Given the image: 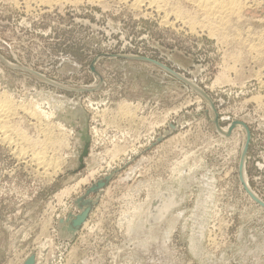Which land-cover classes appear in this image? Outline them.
Returning <instances> with one entry per match:
<instances>
[{
    "label": "rangeland",
    "instance_id": "1",
    "mask_svg": "<svg viewBox=\"0 0 264 264\" xmlns=\"http://www.w3.org/2000/svg\"><path fill=\"white\" fill-rule=\"evenodd\" d=\"M234 2L0 0V264H264V0Z\"/></svg>",
    "mask_w": 264,
    "mask_h": 264
},
{
    "label": "bare ground",
    "instance_id": "2",
    "mask_svg": "<svg viewBox=\"0 0 264 264\" xmlns=\"http://www.w3.org/2000/svg\"><path fill=\"white\" fill-rule=\"evenodd\" d=\"M48 1V0H47ZM50 1V0H49ZM143 1V0H142ZM158 1V0H156ZM192 1H195V0H192ZM198 2V6L199 7H202L205 9V11H207V13H209L211 15V17H217V16H220L222 18V15H228V13H237V11L240 9H238L240 6V4L237 6L236 2L234 1H231V0H196ZM138 2V1H137ZM151 2V1H150ZM155 2V1H154ZM164 2V1H163ZM168 2V1H167ZM136 3V2H135ZM193 3V2H192ZM238 3V2H237ZM138 4V3H137ZM152 4L153 1H152ZM196 4V3H194ZM139 5V4H138ZM149 5V4H148ZM242 5V4H241ZM198 7V8H199ZM200 9V8H199ZM198 9V11H199ZM204 9H202V11H204ZM168 10V9H167ZM201 11V10H200ZM201 11V13H202ZM168 12V11H167ZM241 12V11H240ZM175 13V12H174ZM204 13V12H203ZM206 13V15H207ZM181 14V13H180ZM208 14V15H209ZM205 15V17H206ZM207 15V16H208ZM230 15V14H229ZM179 16V15H178ZM231 16V15H230ZM238 16V14H237ZM242 16V15H241ZM183 17V15L181 16ZM180 17V19H181ZM212 17V18H213ZM223 17H226V16H223ZM179 18V17H178ZM208 18V17H207ZM185 19V18H184ZM223 19V18H222ZM226 19V18H225ZM240 19V18H239ZM210 20V18L208 19ZM212 20V19H211ZM210 20V21H211ZM215 21V20H213ZM165 23V22H164ZM229 23V22H228ZM189 28V26H188ZM239 28V27H238ZM252 46V44H251ZM256 52V51H255ZM9 106L7 104V102L3 101V100H0V133H2V141H8V137L6 135V129H4L5 127L3 126L2 123H6V119L9 117ZM10 122V121H9ZM6 126V125H5ZM221 131V130H220ZM222 132V131H221ZM225 132V131H224ZM38 156V155H37ZM37 159L40 158V157H36ZM50 160V159H49ZM55 163V162H54ZM37 164V163H36ZM50 168V167H49ZM245 173V172H244ZM242 179H243V184L245 186V188H247V192L254 198L256 196V194L252 191V189L250 188V186L248 185V182L246 180V177L245 175L243 174L242 176ZM151 200V199H150ZM148 205V204H147ZM148 207V206H147Z\"/></svg>",
    "mask_w": 264,
    "mask_h": 264
},
{
    "label": "water",
    "instance_id": "3",
    "mask_svg": "<svg viewBox=\"0 0 264 264\" xmlns=\"http://www.w3.org/2000/svg\"><path fill=\"white\" fill-rule=\"evenodd\" d=\"M233 126H234V124H233ZM233 126H231L230 129ZM248 139H249V135L247 133V140ZM86 154H87V147L85 146L83 149V152L81 154L80 161L82 160V157L85 156ZM107 181H108V178L105 177L103 179H100L96 183H94L90 188H88L86 190L85 196H87L90 193L97 192L98 190L103 188L106 185ZM154 204H155V202H153V205ZM78 206L81 208V212L77 215H74L73 218L71 219L69 226L72 230H77L80 227V225L84 222V220L86 219V217H87V215L91 209L92 203L90 200H86L84 198V196H82L81 198H79ZM24 264H33V257L30 256L29 258H27L25 260Z\"/></svg>",
    "mask_w": 264,
    "mask_h": 264
}]
</instances>
